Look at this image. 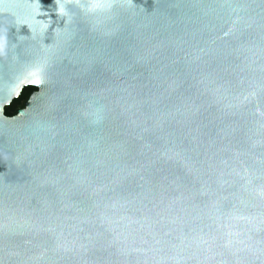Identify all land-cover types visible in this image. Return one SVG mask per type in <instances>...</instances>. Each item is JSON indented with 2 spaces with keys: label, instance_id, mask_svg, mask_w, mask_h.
Returning a JSON list of instances; mask_svg holds the SVG:
<instances>
[{
  "label": "water",
  "instance_id": "obj_1",
  "mask_svg": "<svg viewBox=\"0 0 264 264\" xmlns=\"http://www.w3.org/2000/svg\"><path fill=\"white\" fill-rule=\"evenodd\" d=\"M0 264H264V0H0Z\"/></svg>",
  "mask_w": 264,
  "mask_h": 264
},
{
  "label": "trees",
  "instance_id": "obj_2",
  "mask_svg": "<svg viewBox=\"0 0 264 264\" xmlns=\"http://www.w3.org/2000/svg\"><path fill=\"white\" fill-rule=\"evenodd\" d=\"M34 88H25L20 98L16 99L9 107L6 108V115L8 117H14L17 115L18 111L25 107L28 102Z\"/></svg>",
  "mask_w": 264,
  "mask_h": 264
},
{
  "label": "flooded vegetation",
  "instance_id": "obj_3",
  "mask_svg": "<svg viewBox=\"0 0 264 264\" xmlns=\"http://www.w3.org/2000/svg\"><path fill=\"white\" fill-rule=\"evenodd\" d=\"M34 92H35V91H33L32 94H33ZM32 94H31V95H32Z\"/></svg>",
  "mask_w": 264,
  "mask_h": 264
}]
</instances>
